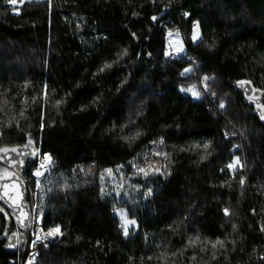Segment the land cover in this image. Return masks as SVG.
<instances>
[{
	"label": "trees",
	"instance_id": "16d2710c",
	"mask_svg": "<svg viewBox=\"0 0 264 264\" xmlns=\"http://www.w3.org/2000/svg\"><path fill=\"white\" fill-rule=\"evenodd\" d=\"M196 76L201 99L182 91ZM262 113L264 0H45L18 14L0 0V148L32 141L26 181L52 159L29 189L61 238L36 264H264ZM117 210L136 221L127 236ZM15 258L0 244V264Z\"/></svg>",
	"mask_w": 264,
	"mask_h": 264
},
{
	"label": "rangeland",
	"instance_id": "374dc122",
	"mask_svg": "<svg viewBox=\"0 0 264 264\" xmlns=\"http://www.w3.org/2000/svg\"><path fill=\"white\" fill-rule=\"evenodd\" d=\"M31 1H38V0H28L25 1L23 3H17L16 5L12 6V5H8L5 2V5L9 6L12 9V12L14 14H18L20 12V8L23 4L31 2ZM45 1V0H44ZM41 2V1H40ZM197 40V39H196ZM195 40V41H196ZM186 53V45L184 43V40L182 39L181 35L176 33V30L170 32L167 36V41H166V55L176 58V57H181ZM189 69H191V71L193 72V68L190 67ZM190 71V72H191ZM188 72V74L190 73ZM194 72L193 75L190 73L189 75L191 76V78L194 77ZM195 79H197V82L195 85L191 86L189 89H195L196 91L199 92V96H193L191 91H186V93H189L192 97L196 98V99H201L204 95H207V93L209 92L207 89H209V79L207 81L204 80V77H195ZM239 147H236L235 150H238ZM48 156V155H47ZM237 158H238V162H237ZM41 163L45 164V167H41ZM52 165V159L51 162L49 163V161H47L45 159V157L41 158L37 167L33 170L32 174H31V178L27 179V181L25 180L27 186H28V191H29V202L31 204L32 207V221L36 224L37 221H41L42 223V215L41 213L37 214V204H36V196H38L37 192L33 191L31 188L29 189V185L31 180L34 181V183L36 184V191H41L42 190V179L45 173L49 172V169ZM232 167L230 168L232 171L236 170V168L240 167V168H244L245 167V163L242 159H240L239 156H236L234 158L233 163L231 164ZM40 171L42 174L37 176L34 174ZM112 180H115L116 177L111 176ZM119 213V210H117V214ZM119 218L121 219V216L118 214ZM127 217V215H126ZM128 219V218H127ZM122 224L124 223V221L121 219ZM128 227V231L131 228L136 227L135 225H127ZM44 230V229H43ZM45 234H48V231L44 230ZM35 235L33 234V236L30 238V241L26 247V249L24 251H22L20 253V258H15V264H29V261L31 260V264H36L37 262V258L39 257L40 253H41V249H48L50 244L52 243H56L57 241L60 240L61 238V234L59 232L58 235L56 236H52L51 239L46 238L45 239V243H41V244H37L35 242V244H33V241H35L34 239ZM33 254H35L34 259H32Z\"/></svg>",
	"mask_w": 264,
	"mask_h": 264
},
{
	"label": "water",
	"instance_id": "95a60500",
	"mask_svg": "<svg viewBox=\"0 0 264 264\" xmlns=\"http://www.w3.org/2000/svg\"><path fill=\"white\" fill-rule=\"evenodd\" d=\"M239 89H242L247 97V99L255 102L257 100V92L251 87V85H238ZM251 97V99L249 98ZM22 155L17 156L15 152L9 151L7 154L0 152V162L7 165H14L12 161L19 162L21 159L24 160V165L26 164V150L28 148H17ZM19 172V171H18ZM22 174V171H20ZM18 184H11L10 182L4 180L1 181L0 187L6 188L7 198L9 203H12L14 208L16 209L14 218L18 221V223L26 230L30 229L32 222V208L31 205L26 203L27 200V185L26 182L22 179H18ZM7 186V187H5ZM6 199V200H7ZM0 216L5 218L6 220V228L2 235H0V244H4L3 248L8 253H17L19 249H22L27 244V236L23 233L21 234L20 242L18 243V239L10 235L12 220L5 208L0 206ZM20 244V248L18 249V245ZM11 245V246H9Z\"/></svg>",
	"mask_w": 264,
	"mask_h": 264
},
{
	"label": "snow or ice",
	"instance_id": "6c2138e0",
	"mask_svg": "<svg viewBox=\"0 0 264 264\" xmlns=\"http://www.w3.org/2000/svg\"><path fill=\"white\" fill-rule=\"evenodd\" d=\"M7 2L9 4H11V5H16L18 2L19 3H23V0H7ZM184 15L185 16H188L189 14L188 13H184ZM152 19L155 20L156 17H153ZM198 26H199L198 25V22H196V23L193 24V35H192V39L193 40H196L198 38ZM125 52H126V50H125ZM105 67H110V65H105ZM190 71H191V69H185L184 70V73H181V75H184V74H186V73H188ZM208 79H209L208 77H204V80L205 81H207ZM248 83H250V82H247V81H238L237 82V84L240 85V86H244V85H246ZM205 87H206V90L210 91V89H207V86H205ZM182 91H191L192 94H193V96H197V97L199 96V92L196 91L195 89H182ZM211 94L212 95H215V93H211ZM249 98L251 99V97H249ZM57 103L59 104L60 101H57ZM220 108L221 109L224 108L223 102L220 103ZM261 119H264V113L261 114ZM139 135H140V133L137 132V133H135V136H133V137H125L124 139H126V140L135 139V137L136 136H139ZM31 143H32V141L29 140L28 145H25L24 147L27 148L29 145H31ZM194 146L195 147H199V145H194ZM203 148H204V150L206 151L207 154H210V152L207 151L210 148V142H204ZM9 151L15 152L17 154V156L22 155V153L19 152L17 148H11V149L0 148V152H2V153L7 154ZM204 158H205V156H201V159H204ZM45 159L47 161H49V163L51 162V157L50 156H47L46 155L45 156ZM12 162L13 163H17L16 161H12ZM237 162H238V158H237ZM18 163H19V165H23L24 164V160L21 159ZM41 167L42 168L45 167V164L44 163H41ZM134 167H135V165H134ZM228 167L231 168L232 165L230 164V165H228ZM107 171L111 172V169H109ZM154 171H157L158 172L159 169L158 168L157 169H154ZM139 172L144 173V175H148V173L145 171L144 168H139ZM41 174L42 173L40 171H37L35 173V175H37V176H39ZM5 175H8V173H7L6 170H5ZM240 183L241 184L244 183L243 177L241 178ZM5 187H7V186H5ZM118 214L121 216V219L124 221V223L121 225V227L123 228L124 235L127 236L129 234L128 233V227H127V225H135L136 224V221L135 220H129V219H127L126 213L123 210H119V213ZM225 214H227V209H225ZM235 227L236 226L233 225V229H235ZM261 230L264 231V228H262ZM58 234H59V226L58 225L55 228H50L48 230V236H56ZM12 235L13 236H16V233H12ZM197 239H199V237H197ZM33 244H35V241H33ZM217 244H219L221 248L224 247V242L221 241V240H219V239H217L215 242H213L212 247L215 248ZM9 246H11V245H9ZM34 257H35V254H33L32 259H34ZM29 264H31V260L29 261Z\"/></svg>",
	"mask_w": 264,
	"mask_h": 264
},
{
	"label": "flooded vegetation",
	"instance_id": "af4514ba",
	"mask_svg": "<svg viewBox=\"0 0 264 264\" xmlns=\"http://www.w3.org/2000/svg\"><path fill=\"white\" fill-rule=\"evenodd\" d=\"M37 155L30 149L26 150V164L24 165H19V163H14V165H7L4 164L2 162H0V184L1 181H8L11 184H18V179H22L24 180V176L28 171L29 165L32 161H34L36 159ZM5 170L7 171L8 175H5ZM19 171V172H18ZM20 171H22V174H20ZM27 185V184H26ZM6 188L0 187V206H2L3 208H5V210L7 211V213L9 214V216L11 217L12 220V227H11V232L9 234L12 235V233H16V238L18 239V243L20 242V238H21V234H25L27 236V244L30 241V236H29V229L26 230L24 229L19 223L18 221L14 218L16 209L14 208V206L12 205V203L7 202L8 199L6 200L4 197H7V193L5 192ZM27 191V200L26 203L31 205L29 202V191H28V187L26 188ZM32 208V207H31ZM1 217V216H0ZM4 221V228H3V232L6 228V220L5 218L1 217ZM2 232V234H3ZM1 234V235H2ZM4 246V244H2ZM20 248V244L18 245V249Z\"/></svg>",
	"mask_w": 264,
	"mask_h": 264
},
{
	"label": "built area",
	"instance_id": "2783aa9c",
	"mask_svg": "<svg viewBox=\"0 0 264 264\" xmlns=\"http://www.w3.org/2000/svg\"><path fill=\"white\" fill-rule=\"evenodd\" d=\"M8 5H11L7 2V0H4ZM25 1H28V0H23V2ZM38 1H44V0H38ZM14 6V5H12ZM176 33L180 34V30L179 29H176ZM191 61V64L193 66L194 69H197L198 68V64L196 62V60L194 59H189ZM35 176V174H34ZM33 234L35 235L34 239H35V242L37 244H41V243H45V239L48 238V239H51L52 236H48V234H45L44 233V230H43V226H42V223L41 221H37V223L35 224L33 221L31 222V226H30V229H29V236L30 238L33 236ZM28 244H26L22 249H19L18 252L16 253V257L17 258H20V253L22 251H24L26 249ZM15 262V260H14Z\"/></svg>",
	"mask_w": 264,
	"mask_h": 264
}]
</instances>
